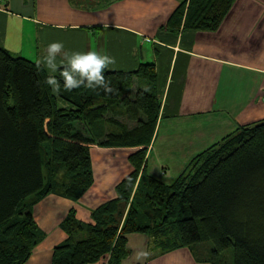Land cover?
Returning a JSON list of instances; mask_svg holds the SVG:
<instances>
[{
    "label": "trees",
    "instance_id": "obj_1",
    "mask_svg": "<svg viewBox=\"0 0 264 264\" xmlns=\"http://www.w3.org/2000/svg\"><path fill=\"white\" fill-rule=\"evenodd\" d=\"M71 1L94 8L118 0ZM233 2L188 0L162 28L214 31ZM47 77L37 62L0 47V264H24L44 238L34 204L49 194L76 201L89 190L91 144L137 148L128 157L133 171L115 186L114 199L91 211V223L67 213L60 222L67 237L53 248L52 264H120L132 233L147 234L164 250L209 242L214 264H264V120L198 153L167 185L145 172L160 110L153 63L133 72L105 69L112 93L62 87L57 96L69 108L58 105ZM134 78L149 88L137 86L129 98ZM77 122L87 135L75 131ZM228 249L231 262L221 257Z\"/></svg>",
    "mask_w": 264,
    "mask_h": 264
},
{
    "label": "crops",
    "instance_id": "obj_2",
    "mask_svg": "<svg viewBox=\"0 0 264 264\" xmlns=\"http://www.w3.org/2000/svg\"><path fill=\"white\" fill-rule=\"evenodd\" d=\"M187 1L118 0L91 8L71 0H0V47L38 63L46 45L60 41L66 51L112 56L108 71L133 72L140 63H153L160 110L145 172L169 185L198 153L240 126L264 120V0H234L214 31L164 30ZM137 86L149 88L134 78L129 98ZM52 94L60 107H70ZM74 129L87 135L82 123ZM89 152L93 184L80 199L49 194L34 204L44 238L24 264H52L53 248L67 237L60 228L67 213L73 209L77 219L91 223V211L114 199L115 186L133 171L129 148L91 144ZM149 242L147 234H128L129 254L120 264H214L209 256L197 258L192 247H159L150 255Z\"/></svg>",
    "mask_w": 264,
    "mask_h": 264
},
{
    "label": "clouds",
    "instance_id": "obj_3",
    "mask_svg": "<svg viewBox=\"0 0 264 264\" xmlns=\"http://www.w3.org/2000/svg\"><path fill=\"white\" fill-rule=\"evenodd\" d=\"M59 58V59H58ZM115 62L107 53L98 51H66L60 41L46 45L38 63L43 64L49 71L46 84L51 91L58 95L64 90L87 87L102 89L106 94L114 90L105 80V69ZM59 71L61 80L54 75Z\"/></svg>",
    "mask_w": 264,
    "mask_h": 264
},
{
    "label": "rangeland",
    "instance_id": "obj_4",
    "mask_svg": "<svg viewBox=\"0 0 264 264\" xmlns=\"http://www.w3.org/2000/svg\"><path fill=\"white\" fill-rule=\"evenodd\" d=\"M128 125H129V127H131V126H134L135 123L134 122L133 123L128 122ZM136 150H137V148H133V147L129 148V151H132L131 153H133ZM168 180H170V181H168V183H170L174 179L172 180V178H169ZM149 248H150V255L158 254L157 250L160 249L159 246H157L155 244V242L153 241L152 238H150ZM211 249H212V244L209 242H202V243H198V244L192 246V250L194 251L196 257L201 258V259L206 258V256L208 257ZM221 257L226 262H231L232 261V250L228 249V250L222 252Z\"/></svg>",
    "mask_w": 264,
    "mask_h": 264
}]
</instances>
